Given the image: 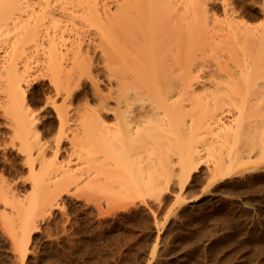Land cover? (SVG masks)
<instances>
[{"label": "rangeland", "instance_id": "374dc122", "mask_svg": "<svg viewBox=\"0 0 264 264\" xmlns=\"http://www.w3.org/2000/svg\"><path fill=\"white\" fill-rule=\"evenodd\" d=\"M117 1L121 2L97 0L100 8L108 4L112 11ZM200 2L204 3L197 6H202L200 14L191 20L205 32L202 39L205 50L201 51L209 65L205 70H212L219 60L228 57L231 40L227 34L233 33V28L264 25V0ZM89 4L92 1L20 0L18 7L10 10V29L0 30V68L18 51L17 63L20 62L18 66L24 70L26 56L34 50L29 46L36 42L29 39L22 23L37 20V40L56 39L64 44L63 47L72 48L79 44L83 48L94 46L99 36L98 25L90 22L83 13V6ZM14 20H17L16 24L12 23ZM231 35L230 39H233ZM35 52V56L40 57L39 52ZM92 56L93 59H87L85 63L91 62L92 75L98 77L101 93L107 94L111 84L102 63L97 66L95 55ZM228 60L229 65L232 64V60ZM87 82L75 105L79 102L80 107L86 103L84 106L97 108L100 106L97 95L91 89L90 81L88 85ZM222 84L224 88L228 85L224 81ZM254 87L252 91L255 92L250 91L254 95L250 94L249 100L257 98L253 107L260 105L246 110L248 117L243 126L239 125L241 111L230 102L234 99L232 90H226V94L224 89L220 90L222 107L212 108L210 113L220 117L221 126L215 125L207 133L206 129L202 130L205 134L201 143L205 144V149L200 164L183 185L176 171L180 166L177 162L175 172L166 174L168 179L161 175L159 182L163 185L144 196L120 186L112 189L85 186L86 175H83L79 185L72 181L65 186L67 189L56 193L51 190L54 192L52 200H47L42 212L41 207L35 211L30 235L21 249L18 241L22 238L23 223L17 215V206L20 207L19 199L30 196L33 187L28 179L25 154L10 144V121L3 114L2 101L6 96L4 90H0V264H264V77L258 79ZM50 88L49 81L40 78L29 90L31 106L40 111L42 142L54 145L59 126L56 123L53 127L51 118L55 112L44 101L53 93ZM236 93H232L235 98ZM109 103L115 105L114 99ZM72 112L77 115L76 111ZM75 118L70 121L72 129L76 127ZM230 125L234 127L231 129ZM236 126L242 136L234 141L232 130ZM71 127L66 130L65 137L68 138L64 139L61 158L72 166L75 175L81 176L87 166L82 161L84 157L80 159L81 164L76 159L79 153L74 151L78 147L70 142ZM51 151L50 147L48 155ZM229 155L235 158L234 163H241L237 165L239 167L236 166L230 175L213 177L217 164L229 163ZM176 157L174 154V160ZM69 158L72 159L70 162ZM22 179H26L25 182Z\"/></svg>", "mask_w": 264, "mask_h": 264}, {"label": "bare ground", "instance_id": "6f19581e", "mask_svg": "<svg viewBox=\"0 0 264 264\" xmlns=\"http://www.w3.org/2000/svg\"><path fill=\"white\" fill-rule=\"evenodd\" d=\"M19 1L0 0V30L9 28L10 10L18 7ZM78 1H92L83 6V13L98 25L99 36L94 46L83 48L79 44L72 48L63 47L56 39L37 40V20L22 23L29 39L36 42L29 46L34 50L28 52L25 68L22 66L24 70L18 66L20 62L17 63L18 51L10 56L15 60L9 57L6 60L9 63L5 61L4 69L0 70V90H4L6 96L2 101L5 113L2 112L10 121V144L25 154L28 179L33 187L30 196L19 199L20 207L17 206V215L23 223L22 238L18 241L20 249L30 235L35 211L41 207L42 212L47 200H52L54 192L51 190L56 193L67 189L65 186L72 181L79 185L83 175H86L85 186L104 189L120 186L144 196L163 185L159 182L161 175L168 179L166 174L175 172L177 162L180 166L176 171L183 185L200 164L205 149V144L201 143L203 134L215 125L221 126L220 117L210 113L212 108L222 107L220 90L224 89L225 94L228 89L237 92L236 98L231 93L234 99L230 102L241 111L239 125L243 126L248 117L246 110L257 100L250 102V91L258 79L264 77V25L233 28L234 32L227 34L232 45L228 42L230 53L226 58L232 60V64L219 60L216 68L205 70L209 66L202 52L205 32L191 20L200 14L204 4H199L201 0H121L117 1L114 11L108 4L100 8L97 0ZM198 5L202 6L198 9ZM12 23L16 24L17 20ZM35 51L40 57L35 56ZM90 53L95 55L97 66L103 64L102 69L111 84L107 94L101 93L98 77L92 75L91 62L85 63L93 59ZM214 75L217 78H212ZM40 78L49 81L53 92L44 101L55 112L51 118L53 127L56 123L59 126L54 145L42 142L40 111L31 106L29 88ZM87 78L100 103L97 108L84 106L86 103L80 107L79 102V107L78 103L75 105ZM223 81L228 83L225 88ZM111 99L115 107L110 105ZM247 112L249 115L251 109ZM73 116L76 129L70 125ZM68 127L73 132L70 142L78 147L75 150L73 146L79 153L76 159L78 163L84 160L87 166L85 171L81 167L82 174L77 173L81 176L75 175L72 166L61 158ZM237 127L232 130L234 141L242 136ZM50 147L52 151L48 155ZM72 154L69 152V156ZM231 156L227 164L218 162L213 177L230 175L241 164L234 163V154Z\"/></svg>", "mask_w": 264, "mask_h": 264}]
</instances>
